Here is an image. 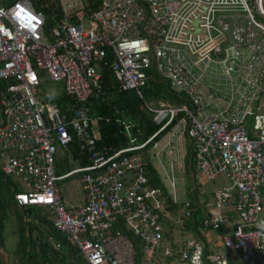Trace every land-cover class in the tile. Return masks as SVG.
<instances>
[{"label": "built area", "instance_id": "built-area-1", "mask_svg": "<svg viewBox=\"0 0 264 264\" xmlns=\"http://www.w3.org/2000/svg\"><path fill=\"white\" fill-rule=\"evenodd\" d=\"M55 1L48 37L33 0H0V172L21 180L17 206L46 210L84 264H264V0ZM213 63L229 77L227 96L207 83ZM106 75L159 125L136 143L124 117L128 144L112 152L97 147L91 116ZM45 78L63 84L60 98L41 92ZM149 81L185 104L152 106ZM164 131L170 157L188 139L192 169L229 185L209 196L195 183L183 203L156 186L144 153ZM74 140L89 164L58 174L57 153ZM73 175L83 196L75 208L57 184ZM210 233L216 249L201 239Z\"/></svg>", "mask_w": 264, "mask_h": 264}, {"label": "trees", "instance_id": "trees-1", "mask_svg": "<svg viewBox=\"0 0 264 264\" xmlns=\"http://www.w3.org/2000/svg\"><path fill=\"white\" fill-rule=\"evenodd\" d=\"M44 1L49 2V5H44V10L52 8V18L57 23L60 11L56 6V1ZM45 17L47 16L45 15ZM142 92L147 101L151 100L152 97H159L165 93L170 94L168 85L159 81H149ZM179 101L182 102V100ZM92 103L91 116L92 119L96 120L95 125L100 134V138L96 142L99 149L107 148L112 152L128 144V137L123 131L124 127L119 123V121H123L124 117L131 120L130 130L136 143L143 142L159 128V125L154 123L143 110L141 100L137 95L132 91L121 90L114 82H111L108 75L103 80V94L93 99ZM166 132L164 131L158 138H161ZM68 148L74 152L75 157L78 156L75 160L78 165L86 166L89 164L86 158L87 154L81 152L77 141L71 142ZM80 152L83 154H81L82 158L79 156ZM60 171L58 170L57 173H60ZM145 173L150 179L152 178V182L156 186H161L158 175L150 163H148ZM17 190L15 182H12L9 177L0 172V246H4L3 233L8 223L11 220L10 227L13 226V218L15 217L14 224L15 222L18 224L17 221L20 220L17 216L19 215L18 217L21 220L24 217L26 218V221L19 222L18 230L15 233L18 236V246H20L16 255H21L22 261L25 260L26 264H53V255L55 258L59 257L58 264H84L78 249L53 229L52 221L48 219L50 215L46 210L36 206L21 208L16 203L14 204V192ZM16 208L19 210H16ZM49 237L61 242L63 249L55 250L48 242ZM204 246L209 249L206 242H204ZM141 263V256H138L136 264Z\"/></svg>", "mask_w": 264, "mask_h": 264}, {"label": "rangeland", "instance_id": "rangeland-1", "mask_svg": "<svg viewBox=\"0 0 264 264\" xmlns=\"http://www.w3.org/2000/svg\"><path fill=\"white\" fill-rule=\"evenodd\" d=\"M34 5L38 11L44 13L47 17L46 24V32L47 36L50 37V30L55 27L56 20L52 18V8L45 9L44 5H49V2H45L44 0H33ZM57 14V13H56ZM49 17V20H48ZM47 41H49L46 38ZM213 60L220 61V58ZM208 75L211 78H207V83L216 89V96H227L229 93L230 83L228 80V75L225 73L223 67L220 64L213 63L209 68ZM232 77H235L236 74L233 72L231 74ZM40 90L45 95L54 94L58 98L63 95V84L50 82L47 78L42 80L40 85ZM171 94V95H170ZM170 94H162L159 97H152L148 102L152 104V106L159 107H178L181 105V101H179L174 95H172V91L170 89ZM183 104V103H182ZM264 111V108H262ZM169 133H166L159 139V146L157 148L152 147L150 145L147 148L148 159L150 165L155 168L159 178L160 185L164 186L165 190L171 195H175L177 202L183 203L186 201L193 200L192 189L197 184L196 191L199 192L200 189H203L207 195H212L217 190L221 189L224 186L229 185V181L226 177H219L215 181H207L200 172H195L190 166V158L187 155L186 159L180 158V156L176 159L170 157L167 153L166 143L168 140ZM185 147L188 146V139H185ZM160 148H163L160 150ZM189 154H190V150ZM180 155V154H179ZM68 155L67 159L60 158L56 159V163H61L63 169L60 171L61 174L66 173L67 171L75 169L78 165L72 161L71 157ZM59 173V172H58ZM59 173V174H60ZM78 175H73L68 179L61 180L57 184L59 186L60 194L66 204V207L71 205H77L79 201L82 200V191H81V183L77 179ZM12 182H15L16 186L18 184L21 185V180L17 178H10ZM198 182H201L199 185ZM170 183H173V187ZM44 210L43 208H41ZM51 221V217L48 218ZM11 220L8 223L7 228L4 231V235L9 236L11 231ZM179 235L176 234V231L172 233V239L179 240ZM188 237H194L193 234H188ZM55 238V237H54ZM64 238V237H63ZM12 240L7 237V246L12 245ZM183 264V263H180Z\"/></svg>", "mask_w": 264, "mask_h": 264}, {"label": "crops", "instance_id": "crops-1", "mask_svg": "<svg viewBox=\"0 0 264 264\" xmlns=\"http://www.w3.org/2000/svg\"><path fill=\"white\" fill-rule=\"evenodd\" d=\"M168 89L170 91V88L168 86ZM151 104V102H150ZM185 104V103H183ZM182 102H181V105H183ZM95 129L98 131L97 129V126L95 127ZM99 132V131H98ZM160 139V138H158ZM185 139H180L179 141H175L174 142V145H176V149H175V152H174V157L173 159H176L180 156V158H182L183 160L186 159L187 155H189V158H190V154H189V147H185ZM149 147V146H148ZM147 147V148H148ZM147 148L145 150V153H144V156H145V160L147 161V163H149V159H148V151H147ZM82 153L80 152V157L82 158ZM180 154V155H179ZM68 155H70L69 157H71L72 161L76 163V159L78 156L75 157L74 155V152H72L71 150H69V148H66L65 150H60L58 153H57V156H56V159H67ZM87 158V157H86ZM177 160V159H176ZM77 164V163H76ZM191 164V163H190ZM78 165V164H77ZM191 166V165H190ZM56 167H57V171L58 170H62L63 167L61 165V163L59 162L58 164L56 163ZM77 167H80V165H78ZM76 167V168H77ZM155 170V168H153ZM71 171V170H70ZM156 171V170H155ZM69 172V171H67ZM157 173V172H156ZM59 174V173H58ZM158 175V174H157ZM159 178V176H158ZM160 180V178H159ZM171 184V183H170ZM16 185V184H15ZM162 186V185H161ZM160 186V187H161ZM161 188H164V186H162ZM192 194H193V199H194V192L192 191ZM14 202V201H13ZM83 203V198L81 201H79V203L77 205H71L69 207L71 208H75L77 206H79L80 204ZM15 204V202H14ZM16 210H19L18 208H16ZM19 216V215H18ZM17 216V218L21 221V222H24L26 221V218L24 217L23 220H21L19 217ZM13 220L15 221V217L13 218ZM14 221H13V226H11V231L9 233L10 237L9 236H6L4 235V246H0V264H26L25 260H21V255L20 256H17L16 253L17 251L19 250V247L18 246V236L16 233V231L18 230L17 226L18 224H20L21 222L20 221H17L18 224L15 222L14 224ZM20 222V223H19ZM4 234V233H3ZM188 234L190 233H186L185 236L188 237ZM191 234L194 235V233L191 232ZM7 237L9 239H11L13 242H12V245L11 246H7ZM208 237V240H210V243L207 242V238L204 236V237H201L202 241L203 242H206L208 243L207 246L211 249H216L218 246H219V240H218V236L217 234H208L207 235ZM179 238V237H178ZM185 237L183 236L181 239H184ZM52 261H53V264H58V262L60 261L59 257L58 258H55V256L52 255Z\"/></svg>", "mask_w": 264, "mask_h": 264}]
</instances>
